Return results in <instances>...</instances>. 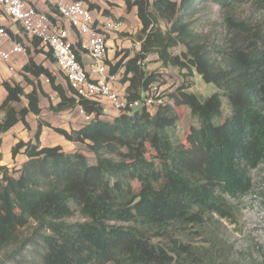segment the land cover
<instances>
[{
    "label": "trees",
    "instance_id": "1",
    "mask_svg": "<svg viewBox=\"0 0 264 264\" xmlns=\"http://www.w3.org/2000/svg\"><path fill=\"white\" fill-rule=\"evenodd\" d=\"M122 1L128 11L137 9L142 29L141 50L109 64L113 75L125 67L128 83L129 105L118 116L103 120L104 100L79 97L31 58L24 70L47 76L60 98L50 110L81 107L90 120L71 131L40 121L35 142L13 148V158L22 153L26 161L9 168L2 164V136L19 122L28 127L26 117L42 110L37 90L26 94L4 83L0 264H203L213 255L197 237L213 246L208 226L216 216L231 221L232 203L254 190L253 173L264 164V0ZM216 8L218 21L200 30ZM41 43L34 38L36 47ZM152 53L215 92L205 98L183 82L161 104L133 109L160 77L143 66ZM22 97L28 106L18 109ZM180 106L196 122L185 144L173 135ZM44 126L80 147L71 153L43 146Z\"/></svg>",
    "mask_w": 264,
    "mask_h": 264
},
{
    "label": "crops",
    "instance_id": "2",
    "mask_svg": "<svg viewBox=\"0 0 264 264\" xmlns=\"http://www.w3.org/2000/svg\"><path fill=\"white\" fill-rule=\"evenodd\" d=\"M72 1L73 0H26V3L48 14L55 21L60 22L61 17L58 11V3H69ZM87 2L91 7L95 5L99 8H93L97 13L111 16L124 23L122 31L114 33L108 38L107 44L109 52L107 64L115 65L116 62L127 53L130 54V58L134 57L141 50V41L137 39V35L142 29V23L137 15V9L134 8L131 11H127V6L122 0H87ZM63 24L65 27H68L66 22H63ZM0 28H4L8 33V37H0V51L8 52L12 50L15 44H20L26 48V54H13L9 64L0 65V106L7 97V90L4 87V83H16L21 85L26 94L31 93L33 90L38 91L39 105L42 110L40 116L30 113L26 117L28 127H26L24 123L19 122L13 129L2 136V164L9 168L14 166L20 168L22 163L26 161V158L20 153L14 159L12 153L13 148L19 141L35 142V134L38 131L40 121L67 131L80 129L83 125L87 124L88 121L85 119V115L81 113V107L76 108L74 111H67L59 114L52 112L50 110L51 104L56 106L60 102V98L57 93L53 91L48 77L43 74L35 75L24 70L25 66L32 58L36 65L42 66L50 71L52 76L56 79L57 84H61L65 88H68L69 85L64 75L58 69L55 61L48 56L50 49L43 43L36 47L33 44L34 37L28 35L19 24L14 23L9 18L0 19ZM70 39L73 42H77V37L72 32L70 33ZM117 54H119L118 58H116ZM150 58L151 54L148 55V58L143 63L145 69ZM84 59L87 63L89 62L88 56L85 55ZM126 61L127 60L124 62ZM124 73L125 67L116 74L118 82L115 87L121 91H125L128 86V83L122 82ZM27 106L28 100L25 97H22L21 104L16 105L18 109ZM102 106L105 111L102 118L103 120L109 121L119 115L107 100L102 102ZM40 141L45 147L60 145L64 150L71 153L80 147L77 144L68 142L51 128L45 126L42 129Z\"/></svg>",
    "mask_w": 264,
    "mask_h": 264
},
{
    "label": "built area",
    "instance_id": "3",
    "mask_svg": "<svg viewBox=\"0 0 264 264\" xmlns=\"http://www.w3.org/2000/svg\"><path fill=\"white\" fill-rule=\"evenodd\" d=\"M58 11L61 23L29 6L26 0H0V19L9 18L19 24L28 35L40 39L50 49L58 69L79 97L107 100L117 111L127 108L129 104L126 92L115 87L118 77L111 74L107 64L108 38L122 31L124 23L97 13L87 0L59 2ZM71 32L77 37V42L71 41ZM0 37H8L4 28H0ZM13 54H26V48L15 44L8 52L0 51V65L9 64ZM85 55L88 56V63L84 59ZM160 94L161 88L156 81L150 85L144 101L136 102L130 107L139 109L161 104L163 96ZM81 113L87 121L90 120L83 109Z\"/></svg>",
    "mask_w": 264,
    "mask_h": 264
},
{
    "label": "rangeland",
    "instance_id": "4",
    "mask_svg": "<svg viewBox=\"0 0 264 264\" xmlns=\"http://www.w3.org/2000/svg\"><path fill=\"white\" fill-rule=\"evenodd\" d=\"M128 11V10H127ZM218 9L214 13L208 14L200 26V30L208 31L212 24L218 21ZM211 24V25H210ZM163 26V23H162ZM181 47L171 49L172 53H177ZM147 72L158 71L160 77L157 81L161 88L160 96H166L175 90L183 82L191 84V92L209 97L215 92V87L206 84L198 75L185 77L183 73L163 65L158 60L157 54H151L149 62L146 64ZM166 101H168L166 99ZM165 101V102H166ZM180 121L173 131V135L182 143H186L187 135L191 128L196 126V122L190 114V110L184 106L177 108ZM88 156L92 157L87 152ZM153 150L149 147L148 157H153ZM164 178L163 175H161ZM254 190L247 197L239 202L232 203L233 217L219 219L218 216L207 228L208 232L216 236L217 242L212 246L206 242L205 237H197L196 244L209 248L213 258L203 257V264H257L260 256H264V164L253 173ZM135 188L139 190V185L135 183ZM1 259V256H0Z\"/></svg>",
    "mask_w": 264,
    "mask_h": 264
}]
</instances>
